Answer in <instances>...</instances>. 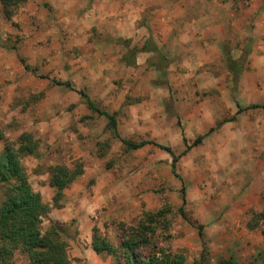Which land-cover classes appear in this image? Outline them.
<instances>
[{"label": "rangeland", "instance_id": "1", "mask_svg": "<svg viewBox=\"0 0 264 264\" xmlns=\"http://www.w3.org/2000/svg\"><path fill=\"white\" fill-rule=\"evenodd\" d=\"M125 3L141 8L138 24H161L154 39L166 62L160 63L153 52L133 54L127 40L116 43L118 65L115 61L112 64L118 67L113 70V85L120 97L114 109L116 131L119 138L148 142L146 146L124 150L119 140L111 137L106 119L89 110L90 118L77 120L86 129L84 133L78 131V123L67 125L75 132L80 151H95L80 161L82 168L97 165L104 172L112 169L118 179L115 195L125 220L113 225L95 223L93 230L116 246L118 223L133 224L141 213L167 207L170 212L165 229L159 227L157 233L168 236L163 246L180 255L183 264H264V221L254 229L247 228L251 213L259 211L264 195V0H123L121 4ZM196 28L194 37H202L210 28L211 58L202 51L198 55L196 45L191 44L190 36ZM35 32L23 34L18 23L8 22L0 9V50L14 52L17 61L22 59L27 66L33 59L31 67L42 73L49 63L47 40L22 42L25 35L30 37ZM87 34V41L107 40L94 27ZM179 36L182 42L176 41ZM221 49L240 62L235 83L226 70ZM104 62L98 59L96 63L103 68ZM101 87L98 82L83 92L97 109L110 114V107H101L103 101L111 100L101 95ZM25 94L29 95L23 100L14 96L6 109L0 108V115L10 117L0 122V133L6 129L29 133L37 151H71L64 150L61 144L66 143L58 137L52 141L48 133H41V123H48L45 108L37 115L36 108L28 107L39 103L43 93ZM252 105L257 108H249ZM210 128L214 130L198 145L187 148ZM56 142L59 144L54 145ZM159 147L177 156L176 176L170 171L169 154ZM41 158L52 163L25 169L28 181L45 174L47 180L50 166H69L77 161L47 152H41ZM92 183L87 179L85 189ZM181 185L185 189L184 204ZM47 222L45 216L42 225ZM57 224L61 236H71L73 220ZM198 225L202 227L201 238ZM158 241L153 245L156 248L161 246ZM120 255L118 250L116 258ZM108 261L116 264L111 256ZM12 264H22V257L15 255Z\"/></svg>", "mask_w": 264, "mask_h": 264}, {"label": "crops", "instance_id": "2", "mask_svg": "<svg viewBox=\"0 0 264 264\" xmlns=\"http://www.w3.org/2000/svg\"><path fill=\"white\" fill-rule=\"evenodd\" d=\"M122 1L27 0L18 7L17 13L13 12L8 20L14 24L18 23L23 34L29 30H37L33 36L25 35L22 40L23 44L47 40L49 63L46 65V70L39 73L32 69L34 61L31 59L28 61L30 64L28 66L32 70L25 71L17 61L14 52L0 50V108L6 109L14 96L23 100L22 97L29 95L25 93L42 92L43 96L39 99V103H34V106L31 104L28 107L36 108L37 115L38 112L43 113V108H45L48 127H45V123H41V133H48L52 141L58 137L60 142L66 143L64 145L60 143L64 150H71L36 151L35 157L27 156L21 160V165L25 164V167L22 166L24 170L29 171L43 162L52 163L50 160L45 161L41 158V152H47L53 156L67 155L78 162L83 161L90 153L93 154L95 151H80L75 132L67 128V125H71V123H78V131L84 133L86 129L77 120L83 119L82 122H85L91 116L77 91L88 90L93 84L96 85L100 82L101 95L111 99L103 101L101 107H110L109 113H114V109L120 104L117 88L113 85V70H118V67L112 66L114 61L118 65L116 63L119 58L118 42L127 40L129 47L134 51L133 54H150L148 51L136 52L146 42H144L145 39L151 38L154 46L159 44L158 40L154 38L159 33L161 24L156 25L155 22L150 21L138 24L141 19V8H132L131 4L127 3L121 4ZM93 27L107 40L102 43L94 39L87 41L89 38L87 31ZM197 28L190 36L191 44L196 45L195 51L198 55L202 51L211 58L210 28L202 34V37H194V33H198ZM40 29L41 32H39ZM182 40V36L176 38L178 42H182ZM176 41L175 44H177ZM86 45H88L87 49H85ZM156 48L158 47L156 46ZM98 59L105 61L103 68L98 67L96 63ZM103 70L104 73H102ZM51 80L68 82L70 89L53 85L50 83ZM112 96L115 100L112 99ZM88 99L91 100L89 97ZM43 116L41 115V117ZM8 118L10 119V117L0 115V122L4 123ZM19 134L21 133L18 129H6L2 135L7 140L14 141ZM66 139L70 141V145ZM56 144L59 143H54V145ZM2 148L3 143L0 141V152ZM37 178L41 182H37L38 179L28 182L31 188L39 193L41 202L50 209L46 214L48 221L54 223L74 221V226H71L72 230H70L71 236L62 235L68 245L67 256L71 263L109 264V255L93 252L90 239L92 226L95 223L97 225L105 223L113 225L112 223L125 220L124 214L122 215L120 212L121 205L115 195L118 179L113 176L112 169L104 172L97 165L89 169L83 167L81 175L62 190L59 208L51 206L54 191L48 186L47 180H44L46 174L43 177L39 175ZM89 178L93 180V183L85 189V181ZM103 257L106 258L104 262H102Z\"/></svg>", "mask_w": 264, "mask_h": 264}, {"label": "trees", "instance_id": "3", "mask_svg": "<svg viewBox=\"0 0 264 264\" xmlns=\"http://www.w3.org/2000/svg\"><path fill=\"white\" fill-rule=\"evenodd\" d=\"M26 1L0 0L3 17L9 20L13 12ZM10 49L13 50V47ZM143 51L155 53L162 64L166 62L150 39L140 49L136 50V52ZM221 53L230 79L235 83L241 71L240 62L233 60L224 49H221ZM19 62L25 71L33 69L27 66L22 59H19ZM50 83L70 89L68 82L51 80ZM77 94L87 110L106 119V126L111 137L118 139L124 150H135L149 144L144 141L132 143L119 138L116 131L115 113L107 114L97 109L83 91L79 90ZM249 108H257V105H252ZM213 130L214 128H210L206 134L197 137L187 148L198 145L201 139ZM0 141L3 143L0 152V264H12L15 255L22 257V264H72L67 256L68 245L61 236L58 224L47 222L46 226L42 225L43 218L50 209L41 202L39 193L31 188L21 165V160L24 157L36 156V142L29 133L19 134L14 141L7 140L0 133ZM159 148L169 154L170 171L173 176H176L174 168L177 156H173L167 148ZM81 173L82 166L78 161L71 163L70 166L56 164L48 168L47 184L54 191L51 199L52 208L60 207L59 201L62 197V190L67 188ZM179 193L181 203L184 204L185 189L182 185ZM261 203L259 211L251 213L247 228L254 229L260 222L264 221V195L261 198ZM169 212L170 210L165 207L156 212L141 213L133 224L118 223L116 226L118 229L116 246L92 230L91 249L96 254L109 255L115 258L116 264H119L120 261L122 264H183L180 255L170 252L167 247L163 246L166 244L165 240L168 236H159V233L162 235V231L157 233L159 227L162 230L165 229L164 226L167 223L165 218ZM178 213L184 218L181 209L178 210ZM201 228V225L196 227L199 238L202 237ZM156 240H159L157 243L161 244L158 248L154 247ZM150 247L151 251H149ZM118 250H120L121 255L116 258ZM142 250L146 252L143 257ZM224 263L235 264L233 262Z\"/></svg>", "mask_w": 264, "mask_h": 264}]
</instances>
